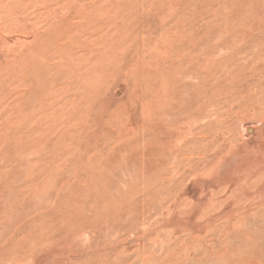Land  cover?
I'll return each mask as SVG.
<instances>
[{
	"label": "rangeland",
	"instance_id": "1",
	"mask_svg": "<svg viewBox=\"0 0 264 264\" xmlns=\"http://www.w3.org/2000/svg\"><path fill=\"white\" fill-rule=\"evenodd\" d=\"M0 264H264V0H0Z\"/></svg>",
	"mask_w": 264,
	"mask_h": 264
}]
</instances>
